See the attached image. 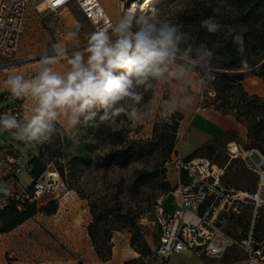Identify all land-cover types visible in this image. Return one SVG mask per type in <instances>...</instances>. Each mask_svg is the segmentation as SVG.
<instances>
[{
	"label": "rangeland",
	"instance_id": "1",
	"mask_svg": "<svg viewBox=\"0 0 264 264\" xmlns=\"http://www.w3.org/2000/svg\"><path fill=\"white\" fill-rule=\"evenodd\" d=\"M99 1L113 23L124 13L123 10L132 0ZM179 6L180 4L176 1L163 0L151 9L143 12L157 10L162 14L171 16ZM94 31H97V26L83 15L75 4L70 5L61 12L51 13L40 0H33L27 9L26 24L21 43L17 52L6 59L5 64L2 66L4 70H0V77H4L2 80H6V77L13 71L32 75L38 67L40 58L50 52L53 43L62 42L69 49L83 47L86 44L88 36ZM73 33L75 35H72ZM66 61L67 57L56 64L54 66L56 70L61 72L66 71ZM262 61H264V53H262L260 61L256 65L236 70L243 73L242 82L234 84L232 81H220L218 83L219 90L217 89L213 97L214 99H205L206 95L203 92L205 87L207 85L210 86L212 82L201 83L199 76L194 75L191 88L189 89L191 95L195 98V103L192 106L176 112L166 122L130 124L128 126L130 128V137L138 140L141 145L145 144L148 147L151 144L152 148H147V151L151 152L146 153L142 159L131 163L127 168L102 172L78 167L75 170L73 179H69L67 175V179H69L67 193L63 191L56 200H49L50 197L43 198L38 203L39 208L37 207V212L34 216L9 232H0V264H8L10 260L13 264H72L74 262L78 264H94L95 260L99 259L87 233V225L92 221L89 213V200L105 199L115 192H118L119 205H106L108 209L111 208L113 210L114 215L123 217L129 214L130 211L136 210L139 205H132V203H143L146 196L152 197V203L155 204L160 200L162 206L168 212H172L173 198L169 193H164L162 188L164 187V182H168L170 187L176 182V175L172 168L171 159L180 146L179 143L182 142L180 150L184 152L192 142L190 134H187L184 141H182L184 137L183 119L185 115L204 103L205 106L212 108L221 117L232 116L235 119V114L239 112L236 105L237 103L239 104L242 95H245L248 101H253L255 98V101L257 99V102L264 105V62ZM257 85L260 86L262 92L259 94L247 92V90L253 89ZM171 90L172 87L161 90L160 95H166ZM201 95L204 97L201 98ZM14 99L15 102L23 105L24 112L28 115L31 110V104L26 100ZM6 104V101H0V108ZM257 113L262 114V118H264V110ZM172 122H177L178 127L173 138V151L167 155L169 127ZM238 131L243 138V130L239 128ZM240 136L235 131H228L226 136L218 141L216 148L210 152L211 156L208 158L211 165L214 166L213 170L223 168L225 163L230 159L228 146L230 142H235L239 150L256 147L264 152V139L255 141L248 139L246 136V139L242 141ZM0 138L15 145L27 162L34 158L33 149L26 148L24 143L16 140L12 133L2 132L0 133ZM163 138H167V140L164 141ZM43 146L44 150L49 155H52V148L49 147L48 143L43 144ZM194 149L195 147L190 148L191 152ZM206 153L202 149L200 151L201 157L195 160L197 165L199 163L200 169L203 165L197 159H206L203 156ZM252 158L255 161L258 160L256 154H253ZM62 160L64 159L60 161ZM65 169H67V166H65ZM135 169H144L147 172H151L153 173V178L151 181L140 185L138 192L135 190L131 194L128 191V185L132 181L131 174ZM17 179L26 188L33 181L32 175L24 171L17 173ZM253 180L254 175L247 169L240 156L232 158L231 162L224 169L221 178V182L225 185L247 191L254 189ZM47 206H49V209L53 213L47 214L44 211V208ZM153 207L154 205H150L149 210L141 213L136 219L137 232L133 247L131 246L132 233L112 232V238L114 237L115 239L113 246L111 238L113 247H111L109 259L112 257V249L114 262H118L122 258V253L120 252L121 244L124 250H128L129 252L133 250L137 255L132 252L131 257L133 258L126 261L124 258L119 264H143L144 254L138 251L141 247L150 250V247H153L157 241V227L153 224ZM245 212L246 216L250 213L247 209H245ZM255 219V221L264 222V212H258ZM244 228H246V225ZM8 255L12 259H9Z\"/></svg>",
	"mask_w": 264,
	"mask_h": 264
},
{
	"label": "clouds",
	"instance_id": "2",
	"mask_svg": "<svg viewBox=\"0 0 264 264\" xmlns=\"http://www.w3.org/2000/svg\"><path fill=\"white\" fill-rule=\"evenodd\" d=\"M217 12L200 21L208 34L225 30ZM65 57L67 70H56ZM211 59L207 45L182 23L157 10H128L92 32L83 47L53 43L34 74L11 72L4 86L14 98L28 101L31 110L23 117L0 114V133L10 132L34 148L55 139L76 144L89 126L118 131L126 124L166 122L195 103L189 91L193 77L202 76ZM11 191L0 184V194Z\"/></svg>",
	"mask_w": 264,
	"mask_h": 264
},
{
	"label": "built area",
	"instance_id": "3",
	"mask_svg": "<svg viewBox=\"0 0 264 264\" xmlns=\"http://www.w3.org/2000/svg\"><path fill=\"white\" fill-rule=\"evenodd\" d=\"M33 0H0V70L7 58L14 55L19 47L26 19V12ZM51 13H58L69 5L76 7L89 19L97 30L107 28L112 23L107 13H100L99 0H40ZM140 0H132L128 6ZM128 11L127 7L123 12ZM139 12V11H137ZM264 62V61H262ZM216 70L207 66L201 83L212 82ZM205 99L215 96L214 89L207 85L204 89ZM204 96L201 95V98ZM13 112L23 117V105L10 101L0 108V114ZM36 157L48 159L44 146L31 148ZM230 150V148H229ZM256 154L255 161L252 155ZM230 159L234 153L230 151ZM247 169L255 176L253 191L236 189L221 182L225 166L221 172H201L193 159L186 161L178 152L172 155L171 164L175 171L176 182L169 192L173 198V211L168 212L160 200L154 205L153 224L158 229L157 241L144 255L143 264H171L169 259L173 254L189 253L203 255L209 258H220L231 247H237L244 253L245 264H264V231L253 234L256 215L264 212V152L257 148L241 149L237 152ZM31 172V166L18 149L6 141L0 140V184L7 183L11 187V195L0 194V211L14 204L18 211L25 204L37 206L43 198L56 200L67 186L54 168L52 162L46 164L45 170L29 187H24L17 179V173ZM251 207V216L247 230L233 227L232 220L240 217L244 207ZM9 259H12L8 255ZM10 260L8 264H12ZM72 264H78L76 262Z\"/></svg>",
	"mask_w": 264,
	"mask_h": 264
},
{
	"label": "trees",
	"instance_id": "4",
	"mask_svg": "<svg viewBox=\"0 0 264 264\" xmlns=\"http://www.w3.org/2000/svg\"><path fill=\"white\" fill-rule=\"evenodd\" d=\"M173 1L179 3L180 6L170 18L182 23L185 29L190 31L198 41H203L212 53L209 66L216 70V75L210 86L214 89L215 94L220 81H232L234 84L242 82L243 73L236 70L256 65L264 53V0ZM213 9H218L216 19L225 26L223 32L214 35L208 34L200 28V21L213 16ZM233 33H235V43L233 42ZM236 107L239 112L235 114V119L246 128L247 138L255 141L264 139V118H262V114L257 113L264 110V105L257 102V99L255 101V98L253 101H248V98L242 95ZM129 125L122 126L118 131L107 129L103 125L89 126L83 130V134L76 144L64 143L60 139H55L52 143H48L52 148V155L47 153L48 159L34 156L32 160L28 161L31 166L32 178L38 177L45 170L48 162L53 163L67 187L68 180L74 178L75 170L78 167L102 172L127 168L131 163L142 159L146 153H150L151 151L148 152L147 148H152L151 144L147 147L145 144L141 145L138 140L132 139L129 135ZM177 127V122L170 124L167 155L173 151V138ZM226 134L227 132L221 131L210 143L194 149L189 156L185 157V160L201 157L202 149L207 152L203 156L208 159L211 156L210 152L216 148L218 141ZM163 140L166 141L167 138H163ZM61 159L64 160L60 161ZM67 175L69 179H67ZM131 176L132 181L128 185V191L133 194L135 190L138 192L140 185L152 180L153 173L144 169H135ZM253 182L255 183V176ZM172 187L168 182H164L162 190L164 193H169ZM117 194L118 192H115L105 199L89 200V213L92 221L87 225V233L100 261H107L111 256V238L114 231L132 233L131 246H134L137 232L136 219L141 213L149 210L150 205H155L152 203V197L146 196L143 203H132V205H139L136 210L120 217L114 215L113 210L106 206L119 205ZM37 207L35 204H25L23 210L18 211L13 203L8 205L7 208L0 211V232H9L21 225L36 214ZM44 211L47 214L53 213L49 206L45 207ZM138 252L146 255L149 253V249L141 247Z\"/></svg>",
	"mask_w": 264,
	"mask_h": 264
},
{
	"label": "crops",
	"instance_id": "5",
	"mask_svg": "<svg viewBox=\"0 0 264 264\" xmlns=\"http://www.w3.org/2000/svg\"><path fill=\"white\" fill-rule=\"evenodd\" d=\"M63 10H65V9H63ZM63 10H61V11H63ZM26 15H27V12H26ZM25 24H26V19H25ZM25 24H24V27H25ZM23 31H24V28H23ZM22 35H23V33H22ZM20 43H21V39H20ZM20 43H19V45H20ZM2 70H4V69H2ZM7 77H6V79H7ZM3 78L4 77H0V81H1L0 101L4 100V101H6V103H9L10 101H15L14 97L9 93L7 88L4 86L5 80H2ZM1 92H3V93H1ZM247 92L259 94L260 92H262V89L260 88L259 85H257L253 89L247 90ZM3 106H5V105H3ZM23 111H24V107H23ZM24 115H26V112H24ZM183 121H184V130H183L184 137H183L182 141H184L185 136L187 134H190V137L192 140L191 144H189L190 146H188L185 150V151H187V149H189L186 154H184L185 151L183 152V150H180L182 142L179 143L180 146L178 147V152L184 159H185V157L189 156L193 152V151L191 152L190 148L192 149L193 147H195V149H196L198 147V145H200L199 147H201V145H204L206 143L207 144L210 143L214 138H216L219 135V133L221 131H223V132L235 131L240 136V133L238 130H239V128H241L243 130V138L240 136V139L242 141L246 139V128L242 124L237 123L236 120L234 119V117H232V116H225V117L222 116L221 117L212 108L205 106L204 103L200 104L195 110H193L189 114L185 115ZM0 140H3V141H6L7 143H10L9 141H7L3 138H0ZM231 143H233V142H231ZM13 146H15V145H13ZM231 160L232 159H229L225 163V165H224L225 168L227 167V165L229 164V162ZM245 209L250 211L248 216H246V214H245L246 213ZM259 212H262V211H259ZM250 216H251V207H247V206L244 207L240 217L232 220V226L234 228L235 227L242 228L243 231H245V229L247 230V224H248ZM236 223H238V225H236ZM245 225H246V228L244 229L243 226H245ZM262 231H264V222H260L259 220L254 221L253 234L259 235ZM114 239L115 238L113 237L112 238L113 246H114ZM119 243H120V241H119ZM120 252L122 253V258L118 262H114V260H113V249H112L111 259H109L107 261L95 260L94 264H119L120 261H122L124 258H125V261L130 259V258H133V257H131L132 252L135 255H137V253L133 250H132V252H129L128 250H124L122 248L121 244H120ZM244 258H245L244 253L241 249H239L237 247H231L220 258H209V257L203 256V255H198V254L178 253V254H173L170 257L169 261L171 264H245Z\"/></svg>",
	"mask_w": 264,
	"mask_h": 264
},
{
	"label": "bare ground",
	"instance_id": "6",
	"mask_svg": "<svg viewBox=\"0 0 264 264\" xmlns=\"http://www.w3.org/2000/svg\"><path fill=\"white\" fill-rule=\"evenodd\" d=\"M161 1H163V0H140L138 2L137 1L134 2L131 6H127V9L128 10H132V11H141V12H143V11H147V10L151 9L152 7H154L156 4H158ZM103 12H106V11H105L104 7L101 6L100 13H98V12L95 13V16L97 17L99 15H102ZM107 17H109V16L107 15ZM228 146L230 148L231 153H234V157H236L237 156V152L239 151L237 144L235 142H233V143L230 142ZM195 160L196 159H193L194 163H195ZM197 160H200L202 162V165H203V166H201V169H200L199 168V163H198V165L195 163L198 166L199 170L201 172L210 174L211 170L208 169V167H207V165L209 164L207 162V160L206 159H197ZM211 166H212V168L214 167L213 165H211ZM213 172H219L220 173L221 172V168H216V170H213Z\"/></svg>",
	"mask_w": 264,
	"mask_h": 264
}]
</instances>
